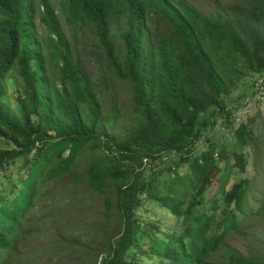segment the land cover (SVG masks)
<instances>
[{
  "label": "trees",
  "instance_id": "obj_1",
  "mask_svg": "<svg viewBox=\"0 0 264 264\" xmlns=\"http://www.w3.org/2000/svg\"><path fill=\"white\" fill-rule=\"evenodd\" d=\"M250 2L249 9L232 6L240 17L215 19L186 0H0V264L24 262L21 247L38 232V207L66 179L119 218L116 233L100 226L85 249L95 264H264L221 252L262 213L250 206L244 149L258 168L264 134L234 116L252 96L254 81L245 89L244 75L264 70V0ZM61 20L92 37L106 72L130 87L140 121L119 140L101 134L115 113L102 115ZM12 72L21 81L14 108L5 101ZM219 120L233 147L207 141L196 148ZM232 172L240 179L227 189ZM146 202L172 222L142 216Z\"/></svg>",
  "mask_w": 264,
  "mask_h": 264
},
{
  "label": "rangeland",
  "instance_id": "obj_2",
  "mask_svg": "<svg viewBox=\"0 0 264 264\" xmlns=\"http://www.w3.org/2000/svg\"><path fill=\"white\" fill-rule=\"evenodd\" d=\"M202 14L210 18H235L240 15L232 6L238 5L249 9L252 5L250 0H186ZM62 31L65 39L70 44L74 56L79 58L80 63L92 82L96 93L101 98L102 115L115 116L110 122L103 124L101 134L106 137L120 139L130 126H137L140 119L138 114L133 112L130 98V87L127 84L118 82L111 77L105 70L103 57L93 45L95 42L92 37L83 33H76L72 27L66 25L61 20ZM261 35L264 37V22L260 24ZM43 34V33H42ZM45 35V34H44ZM264 79V70L261 73L248 72L244 75L242 83L245 89L251 87L252 82ZM248 85V86H247ZM6 104L10 108L15 107V98L21 90L19 77L12 72L5 83ZM244 89V88H243ZM242 89V90H243ZM249 89V88H248ZM19 91V92H18ZM253 90L251 92L253 97ZM228 100L229 107L233 108L237 103L235 97ZM247 97L234 116L240 122L252 121V131L256 136L264 134V105L258 107L254 98ZM250 99V102H249ZM245 103H248L246 106ZM243 109V110H242ZM241 110V111H240ZM222 119V118H221ZM224 122L219 120L215 126L208 130L205 138L196 148H205L207 141L225 145L227 148L233 147L231 132L224 127ZM238 124V123H237ZM4 144L0 141V147ZM249 155L246 172L247 177L253 178L252 189L255 197V204L251 201L252 208L262 207V213L254 216L251 221L242 226L237 233L232 234L226 239L221 248V252L233 249L243 256H254L264 260V162L256 168L252 160L251 150L244 149ZM87 163L83 164V167ZM222 167V164H221ZM185 168L179 171L184 172ZM243 174V175H244ZM236 172H232L228 180L227 189L233 182L240 178ZM74 191L79 198L69 199V193ZM81 188L73 187L69 179L63 180L56 186L52 195L38 207V222L35 227L38 229L33 239L29 240L21 247L22 264H95L97 256L89 255L85 249L92 243L96 244L99 239L100 226L107 225L109 232L116 233L119 228V218L114 212L106 213L101 197L95 194L86 193L85 190L79 193ZM140 214L149 220H160L171 223L172 218L162 208L151 202H146ZM64 237L69 241L80 244V247L71 249L58 240ZM92 247V246H90ZM142 264H150L145 261Z\"/></svg>",
  "mask_w": 264,
  "mask_h": 264
},
{
  "label": "built area",
  "instance_id": "obj_3",
  "mask_svg": "<svg viewBox=\"0 0 264 264\" xmlns=\"http://www.w3.org/2000/svg\"><path fill=\"white\" fill-rule=\"evenodd\" d=\"M252 97V96H251ZM255 104H257L258 107H262L264 105V79H258L254 82L253 85V97ZM250 102V99H249ZM246 106L248 105V103H245ZM236 122L238 123L239 120H236Z\"/></svg>",
  "mask_w": 264,
  "mask_h": 264
}]
</instances>
